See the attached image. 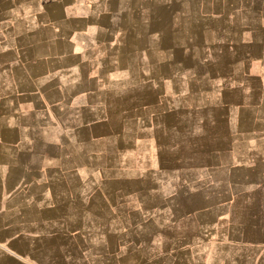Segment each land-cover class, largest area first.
Masks as SVG:
<instances>
[{"label": "rangeland", "instance_id": "374dc122", "mask_svg": "<svg viewBox=\"0 0 264 264\" xmlns=\"http://www.w3.org/2000/svg\"><path fill=\"white\" fill-rule=\"evenodd\" d=\"M36 1L0 0V63L48 92L21 101L44 111L36 141L0 143V217L47 220L49 264H264V0H42L55 50L35 46ZM82 4L118 31L97 38L101 87L60 105L46 71L77 63L54 30Z\"/></svg>", "mask_w": 264, "mask_h": 264}, {"label": "crops", "instance_id": "0c3cea01", "mask_svg": "<svg viewBox=\"0 0 264 264\" xmlns=\"http://www.w3.org/2000/svg\"><path fill=\"white\" fill-rule=\"evenodd\" d=\"M56 3L62 4V0H59V2ZM35 5L39 7V9L33 16H31L35 17L32 20V24L34 23L33 27L35 28L34 32H44L45 35L48 32V27L52 26L53 28L55 26V22H49L45 11H43V8L38 6V4ZM111 14H113V11L110 10V8H106V10L104 9L101 14H90L86 5L82 4L79 7V14L75 23L73 24V28L68 27L69 20L64 19L58 24V31L57 29L54 30V33L57 34V39L59 41L62 40L63 42L61 43V47H59V50L61 49V51H59L61 52L60 56L62 57L63 52H67V55H72V58L75 61L74 63H77L76 65L78 68L77 69L74 67L72 70L73 78L69 77V80H67V77L65 81H63L62 78V70H67L69 65L63 63V66H61L62 63H58V60L56 59V63L51 64L50 69L46 71V73L50 71L49 78H51L53 82L50 85V89L54 90L56 93L59 92V94L57 93V97H59L60 100H57L54 103L59 102L61 105L63 99L66 101L68 98H74L80 93L92 92L101 87L102 83L99 80H102V77H100V75L96 77L95 73L92 75L90 70L92 71L95 61L98 62L101 60V58H99L101 56L97 57L95 54V51L101 44L97 39L98 36L104 37L105 34L111 36L112 33L114 35L118 31V26H116L114 22L111 23L110 19L105 20L107 16L111 17ZM8 16H11V12H8ZM95 39L96 44L92 42ZM54 41L55 42H48L45 35V40L35 46L46 50H55V46H57L58 43H56V40ZM65 45H67V48H62V46ZM46 53L47 51L45 54ZM43 56H46L43 57L46 58L44 61H48V63L53 62V60L49 61V59L53 58L48 59L47 55ZM41 58L42 56L39 58L40 60H37L42 62ZM103 58L104 57H102V59ZM10 62V60H4L0 63V143L18 148L27 144L31 145L30 142L33 138L36 141L37 137H32V135L39 132L38 126L43 123L40 116H42L44 112L42 111L41 107H37L35 110H28L26 107L23 108L21 101L24 99L26 104L28 99L31 98H48V92L43 86L44 84L42 85V81L37 83L39 80H41V78H44L42 75L38 77L39 79L37 78L38 81L36 79H30V82H33V86H30V89H28L26 87V82L24 85H21L20 77H17L15 73L11 72L10 75L7 74L6 71H8V68H6V66L10 65ZM84 68L88 69L89 74L84 71ZM66 72L69 73V71ZM3 73H6L5 76H7V78L3 75ZM46 73H44L43 76L47 75ZM66 81H72L74 83H72L73 85L67 86ZM89 82H94L96 84L98 83L100 85H91V87H89ZM37 115L39 116L38 118L36 117ZM41 127L39 130L42 129ZM254 132H256V130H254ZM257 139L258 143L256 147L258 148L256 151L260 154H263V156L259 159H256L255 162L264 160V128L259 130ZM6 154L7 155L5 156H7V159L4 163H7L9 166H11V164L16 165V158L14 156L15 154L13 155L10 152ZM12 157H14L15 160L12 159ZM31 168L32 167L30 166V172ZM12 170L10 172L6 170V173L3 177H5L7 174V177H9V174H12L13 176L11 177H14L13 179L16 180L21 178L28 179V177H30L28 176L29 174L25 172L26 170H24L23 176L21 173L14 175L16 173ZM36 171L39 173V170L36 169ZM45 171H47L46 168ZM40 178L42 177H37V179ZM44 178H47V175L44 176ZM35 184L40 183L37 181ZM17 185H20V190L24 188L23 192L26 193V195L29 196L31 194L28 186L32 185V181L30 182L29 180H26L18 183ZM12 191V189H3L0 192L6 195ZM17 192H19V190L14 189L13 193ZM4 202L9 204L12 201L5 198ZM27 204L28 207H26V202L24 201L23 203H19V210L30 208L31 204ZM46 224L47 220L45 219H33L25 216L13 218L0 217V264H49L47 249V241L49 240V236L47 231L42 229V227ZM56 240H58V238L55 236V241ZM55 257H57V255ZM53 262L54 264H57L58 260L55 258Z\"/></svg>", "mask_w": 264, "mask_h": 264}, {"label": "trees", "instance_id": "16d2710c", "mask_svg": "<svg viewBox=\"0 0 264 264\" xmlns=\"http://www.w3.org/2000/svg\"><path fill=\"white\" fill-rule=\"evenodd\" d=\"M55 2H59V0H54ZM35 4H38V6H40L41 8H43V11H45V14L48 18V21L49 22H55L54 19H53V16L51 14V11H50V7H49V3L48 2H43L42 0H37L35 2Z\"/></svg>", "mask_w": 264, "mask_h": 264}]
</instances>
